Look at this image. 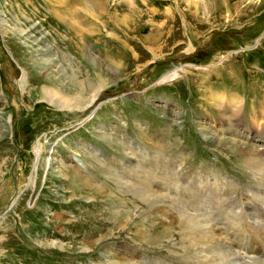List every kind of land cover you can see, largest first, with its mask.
<instances>
[{
	"label": "rangeland",
	"instance_id": "obj_1",
	"mask_svg": "<svg viewBox=\"0 0 264 264\" xmlns=\"http://www.w3.org/2000/svg\"><path fill=\"white\" fill-rule=\"evenodd\" d=\"M263 138L264 0H0V264H206L175 208L249 238Z\"/></svg>",
	"mask_w": 264,
	"mask_h": 264
},
{
	"label": "bare ground",
	"instance_id": "obj_2",
	"mask_svg": "<svg viewBox=\"0 0 264 264\" xmlns=\"http://www.w3.org/2000/svg\"><path fill=\"white\" fill-rule=\"evenodd\" d=\"M75 1H78V0H75ZM95 1L96 0H89L90 5L94 4ZM88 7H90V6H88ZM95 7H96V5H95ZM92 11L94 12V10H92ZM88 13H89V11H88ZM172 75H170V73H169L164 77V79H166V80L170 79V77ZM178 76L179 75H177L176 77H178ZM77 91H78L77 95H74L72 98L70 96V97L59 99V101H57V103L63 104L65 106H71V105L76 106V105H80L82 101H84L86 103L90 101L88 105H85V107L86 106L88 107L92 102H94V99L98 96L97 94L99 93L100 90L99 89L97 91L94 90L95 92H93L91 100H88L86 98L87 96H85V94L88 91H86V89H84V87H81V89H79ZM79 92H81V93H79ZM56 94H58V93H56ZM59 95H61V94H59ZM52 97H53V99H56L55 95ZM84 98H86V99H84ZM53 99L51 100V103L54 102ZM235 99H236L235 95L231 94V95L227 96V99L222 98V100H221L222 102L220 101L219 104L222 105L223 107H225V110L227 112L233 108L238 109V112H239V110H240L239 106L234 105ZM56 100H58V99H56ZM60 107L63 108L64 106H60ZM225 118H229V117L224 114V119ZM232 118L233 117L231 114L229 125H231V122L233 121ZM232 124H234V123H232ZM231 126H233V125H231ZM35 151H36L37 158H38L37 163H39L40 162L39 159H42V157H44L45 153L43 151V148L41 149L39 146H36ZM245 155H246V165L248 166V169L251 171L252 175H254L255 178L260 179L261 183H264V159H262V157H260V156H264V151H261L260 153H254L252 157H250V155L248 153ZM48 161H47V163H48ZM75 182H78V181H75ZM80 183H83V182H80ZM142 185L144 186L143 189L142 188L137 189V192L140 193L144 199L157 201L159 203L162 201L161 199L155 198V196H152L150 194L151 193V187L149 185H147L146 183H144ZM169 188H172V187H169ZM259 198L257 196L250 198V201H249L250 204L249 205L245 204L243 206L244 215L246 217H248L250 224L252 225L253 229L255 230L254 232L250 233V236L247 239L239 238L235 234L237 229L236 228H229L227 225H225V227H228V232L226 234H223V230L221 229V227H219L217 225V222L221 221L223 218L229 219L230 225L232 224L230 212L233 210L236 203L232 202L228 206V204H229L228 198H226L225 200H221L220 198L215 196V198L213 199V194H211L210 200H211L212 204H210L209 206L212 208L211 209L212 211L210 214H207V213L202 212V211L198 212L199 206H197L198 203H197L196 198H195L196 205H192L193 203L191 202L192 204H190V205L187 204L186 207L177 206L175 208L177 215L184 218V222L186 223V225H191L192 227H194L196 229V230H193L192 232H189L186 234V237H184V238H186V240L188 239V241H185V242L189 246H192V248L195 249V251L197 252L198 255H201V253L204 254L206 264H238V263L239 264H264V260L261 259V257H264V255H263L264 254V192L259 193ZM154 203L156 204V202H154ZM215 204H218L217 207L220 208L222 211H220L219 213H216L218 208L212 206ZM216 219H217V221H216ZM175 221H176V219H175ZM88 223H90V222H88ZM115 224H117V222ZM179 224H181V223H179ZM93 226H94V224H93ZM182 226L184 227V225H182ZM216 226H218V227H216ZM95 227H96V224H95ZM97 227H99V226H97ZM92 230L93 229H91V231ZM167 231H169V230H167ZM161 234H163V233H161ZM197 234L200 235L202 238L196 239ZM163 236H162V238H163ZM224 236L226 238H222ZM91 238H92V235H91ZM155 238H156V236H155ZM257 238H260V240H257ZM153 239H154V237H153ZM157 239H158V237H157ZM224 239H226L232 246H229V247L224 246L222 244ZM89 240L91 241V239H89ZM230 250H233V253ZM202 256L203 255H201V257ZM198 257H200V256H198ZM201 257H200V259H201ZM199 262H201V261H199ZM120 264H128V263L126 261V262H123ZM132 264H133V262H132Z\"/></svg>",
	"mask_w": 264,
	"mask_h": 264
}]
</instances>
